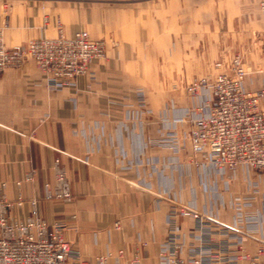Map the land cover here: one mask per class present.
Instances as JSON below:
<instances>
[{"label":"crops","instance_id":"crops-1","mask_svg":"<svg viewBox=\"0 0 264 264\" xmlns=\"http://www.w3.org/2000/svg\"><path fill=\"white\" fill-rule=\"evenodd\" d=\"M132 1L144 0H39L9 16L2 34L8 47L82 30L94 40H115L107 41L109 64L96 61L69 85L50 87L33 60L0 73V193L14 203L19 195L23 200L9 216L24 220L28 201L35 199L39 216L61 227L81 260L108 256L107 264H122L136 255L140 264H159L172 235L184 257L201 243L198 220L179 216L177 204L209 218L211 240L228 246V260L264 264V174L246 167L215 169L192 154L184 134L194 119L207 115L208 91L148 96L154 85L140 80L139 61L152 54L142 44L134 11L111 7ZM194 1L195 14L208 5ZM210 4L204 26L213 42L219 9L218 2ZM186 8L178 3L179 10ZM199 17L188 25L179 17L186 27L181 40H203ZM250 24L263 43L264 11L254 8ZM260 74L243 88L264 89V69ZM170 132L173 137H167ZM58 173L63 181L56 180ZM62 192L69 193L68 201L55 197Z\"/></svg>","mask_w":264,"mask_h":264},{"label":"built area","instance_id":"built-area-1","mask_svg":"<svg viewBox=\"0 0 264 264\" xmlns=\"http://www.w3.org/2000/svg\"><path fill=\"white\" fill-rule=\"evenodd\" d=\"M259 8L264 11V0H259ZM105 57V42L92 39L86 31L76 32L71 37L59 34L54 38L33 39L11 48L4 45L0 32V73L20 68L27 60H33L50 87L71 84ZM228 69L230 73L194 79L187 87L194 96L204 90L209 94L204 103L208 113L192 121L187 138L193 154L215 169L233 171L246 167L264 174V111L259 109L264 89L250 93L243 88L246 71L238 59L231 61ZM33 172L25 175V181L31 180ZM58 174V181H63V175ZM16 188H21V182H16ZM47 197L52 196L48 194ZM55 197L69 200L70 195L62 192ZM22 204L20 195L14 203L0 193V264L108 263L107 256H98L90 262L81 260L62 238L61 227L48 225L39 216L35 199L28 201L30 211L24 220L10 218L8 211L14 205L21 207ZM173 205L179 216L198 220L201 243L191 255L184 257L180 255V242L172 235L168 241L169 250L160 254L159 264H237L226 258L228 246L225 243L211 240L210 227L205 225L209 221L206 215ZM118 255L122 258L123 252ZM122 264L140 263L135 258Z\"/></svg>","mask_w":264,"mask_h":264},{"label":"rangeland","instance_id":"rangeland-1","mask_svg":"<svg viewBox=\"0 0 264 264\" xmlns=\"http://www.w3.org/2000/svg\"><path fill=\"white\" fill-rule=\"evenodd\" d=\"M181 1L186 3V9H178V3ZM214 1L218 2L219 10L215 11L217 15L214 18L215 23L217 22L218 24L219 35L218 41L211 42L209 30L204 24H208L210 21V14L212 13L210 3ZM194 2V0H144L139 4L132 1L130 5L113 4L111 6L113 8L124 7V9L134 11L133 17L136 19L134 22L136 28L138 26V33H140L143 41L142 44L147 47V53L152 54L139 61L141 69L140 80L146 81L149 85H154L153 88L145 91L149 97L157 99L164 96L176 97L183 94L194 96L187 90V87L194 79H202L208 75L215 76L219 73H230L228 67L234 59H238L246 71L243 84L249 78L258 79L264 69V60L262 58V55H264V42H259V31L250 24L254 8L257 11H262L259 8V0L255 1V5L248 2V0H203V5L204 3L208 5L202 6V12L198 11L196 14V11L191 8ZM38 3L39 0H0V32L3 34L4 29L8 25L9 16L12 15L17 7L21 8L20 5L24 4L37 5ZM164 3H168L170 8L166 5L164 6ZM196 15L204 17L203 25L197 32L200 35L202 33L203 40L197 41L193 37L189 39V36L187 40H181L180 37L185 32L181 33L180 30L185 31L186 27L179 25V19L182 18V23L188 25L190 19H195ZM189 29L187 28V30ZM86 32L89 34L88 31ZM110 36L112 39L107 41L114 44L113 35ZM96 40L105 42L106 54L107 41L103 38ZM26 42L10 47L4 45L7 48H11ZM110 60V58L105 57L99 61L106 65L110 63ZM158 84L159 86L162 85L161 88L156 86ZM259 90L261 89H246L250 93ZM259 109L264 111V98L259 100ZM189 130L184 134V138L188 142L187 132ZM166 135L167 137H173L174 133L170 132ZM55 176L57 180V175L55 174ZM14 207L16 208L17 206L14 205ZM43 219L48 223L45 218ZM48 225L54 224L48 223ZM135 258L136 255L132 257V259Z\"/></svg>","mask_w":264,"mask_h":264},{"label":"bare ground","instance_id":"bare-ground-1","mask_svg":"<svg viewBox=\"0 0 264 264\" xmlns=\"http://www.w3.org/2000/svg\"><path fill=\"white\" fill-rule=\"evenodd\" d=\"M2 34V33H1ZM3 40V39H2Z\"/></svg>","mask_w":264,"mask_h":264}]
</instances>
